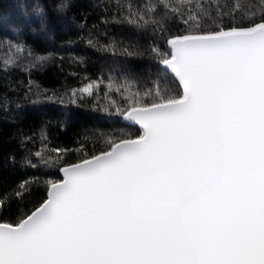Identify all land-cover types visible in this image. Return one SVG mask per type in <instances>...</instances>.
I'll return each instance as SVG.
<instances>
[{
  "label": "snow or ice",
  "instance_id": "obj_1",
  "mask_svg": "<svg viewBox=\"0 0 264 264\" xmlns=\"http://www.w3.org/2000/svg\"><path fill=\"white\" fill-rule=\"evenodd\" d=\"M5 2L0 132L25 104L106 126L0 137V167L40 173L0 191V264H264V0H109L100 19L127 31L76 37L110 58L96 72L47 47L87 27L76 0Z\"/></svg>",
  "mask_w": 264,
  "mask_h": 264
},
{
  "label": "trees",
  "instance_id": "obj_2",
  "mask_svg": "<svg viewBox=\"0 0 264 264\" xmlns=\"http://www.w3.org/2000/svg\"><path fill=\"white\" fill-rule=\"evenodd\" d=\"M55 0H47V3L52 4ZM109 0H76V3L80 5L82 11L87 12L89 14V19L85 21H81L82 23H86L87 27L83 29H77L73 27L71 31H57L55 41L49 43L47 47L49 50L59 53L61 56H64V60L62 63L65 68L68 69V66L73 63L70 55H86L91 58V68L92 72H96V68L110 58L105 57L102 53H99L91 48L86 46V41L76 39L79 33L87 36L89 29H91V25L93 23H97L98 32L104 33L107 32L109 35H112L117 32L127 31L126 25L116 24L114 22H109L107 25L103 23L100 19L104 15V6L107 4ZM113 4L116 3V0H111ZM251 3H257L258 0H249ZM3 11L8 10V4L5 2L2 6H0ZM51 11V9H49ZM73 38L72 45H65L62 47L64 42L69 38ZM7 53L6 49H0V60H2ZM61 63L59 57H57L56 63L52 66L44 75L39 77V80L42 82L44 87L54 86L58 81L63 79V76L58 71L59 64ZM75 70V65L73 64V69ZM23 119L19 120L16 124H8L6 122L2 123L3 131L0 132V137H7L8 132L16 127H23L27 129L30 125H34L38 123L40 120L51 119L53 121V127L51 129L53 140L59 139V141L64 142L69 140L74 132L78 130L82 125L85 124H98L102 126L105 125V121L103 118L99 117L97 114L90 113L83 108L80 109H69V117L70 122L67 128V131L58 128L55 126L56 118L60 116L65 109L58 104H44L41 106H32L30 104L24 105ZM134 130V129H130ZM10 144H14V141H9ZM2 155V153H0ZM32 175H40L38 172H33L31 170L28 171H12L8 168L0 167V191L4 188L14 185L20 179H26L28 176Z\"/></svg>",
  "mask_w": 264,
  "mask_h": 264
}]
</instances>
